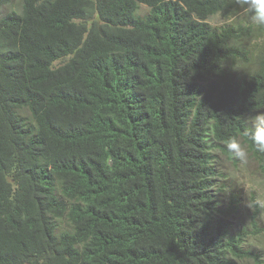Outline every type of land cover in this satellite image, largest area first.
Returning a JSON list of instances; mask_svg holds the SVG:
<instances>
[{
	"label": "trees",
	"instance_id": "obj_1",
	"mask_svg": "<svg viewBox=\"0 0 264 264\" xmlns=\"http://www.w3.org/2000/svg\"><path fill=\"white\" fill-rule=\"evenodd\" d=\"M10 5L0 264H262L248 225L232 227L240 203L217 161L237 162L225 146L237 137L264 179V152L242 136L264 112L257 28L211 24L228 0Z\"/></svg>",
	"mask_w": 264,
	"mask_h": 264
},
{
	"label": "rangeland",
	"instance_id": "obj_2",
	"mask_svg": "<svg viewBox=\"0 0 264 264\" xmlns=\"http://www.w3.org/2000/svg\"><path fill=\"white\" fill-rule=\"evenodd\" d=\"M21 0H11V9L18 10ZM145 11V8H142ZM227 13H219L211 18L213 25L243 22L251 24L248 17L240 15L234 5L228 8ZM264 41V32L255 30L252 39L249 41V48H259ZM221 172L225 175L224 187L227 195H235L239 199L240 209L236 217L232 218V227L240 230L243 225H248L250 234L246 241V247L259 255L264 264V179L260 175L257 165L249 156L245 160L238 159L236 163L224 157L217 159ZM256 204V205H254ZM256 206V208H255ZM258 213L256 227H249L250 217ZM257 229L258 232H254ZM242 264H254L243 262Z\"/></svg>",
	"mask_w": 264,
	"mask_h": 264
},
{
	"label": "clouds",
	"instance_id": "obj_3",
	"mask_svg": "<svg viewBox=\"0 0 264 264\" xmlns=\"http://www.w3.org/2000/svg\"><path fill=\"white\" fill-rule=\"evenodd\" d=\"M239 10V14L249 18L257 29H264V0H228ZM242 136L252 144L258 152H264V112L254 113L246 118ZM226 150L234 157L245 160L249 153L246 145L237 137H230Z\"/></svg>",
	"mask_w": 264,
	"mask_h": 264
}]
</instances>
